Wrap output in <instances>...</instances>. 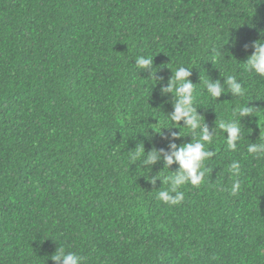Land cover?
Listing matches in <instances>:
<instances>
[{"label": "trees", "instance_id": "obj_1", "mask_svg": "<svg viewBox=\"0 0 264 264\" xmlns=\"http://www.w3.org/2000/svg\"><path fill=\"white\" fill-rule=\"evenodd\" d=\"M261 39L258 0H0V264H56L60 247L84 264H264V158L247 152L264 143V77L243 64ZM138 55L152 67L138 70ZM181 66L216 154L204 184L169 206L156 192L168 185L149 177L179 165L142 166L130 152L194 141L163 129L175 98L162 90ZM228 76L245 94L225 84L211 98L208 80ZM247 104L228 150L217 125Z\"/></svg>", "mask_w": 264, "mask_h": 264}, {"label": "clouds", "instance_id": "obj_2", "mask_svg": "<svg viewBox=\"0 0 264 264\" xmlns=\"http://www.w3.org/2000/svg\"><path fill=\"white\" fill-rule=\"evenodd\" d=\"M264 2V0H258ZM254 50L248 56L245 65V70L259 77H264V39L253 42L251 45ZM153 65V59L144 55L136 57V67L138 70H147ZM173 72L172 78L168 82V87L163 89V94L171 93L174 96V111L168 115L172 122V127H164L163 129L177 128L179 132H172L173 140L185 137L182 130L187 129L195 136L191 143L177 146L175 143L170 145L171 153L158 151L155 148L151 152L146 153L143 142L139 143L134 151H131V159L133 161L140 160L142 166L156 165L161 159L165 164V169H170L173 164H178L179 169L171 175L163 176L159 174L157 177H149V182L155 185L156 180L160 179L163 187L157 192V199L169 206H179L185 200L183 189L190 185L193 188H199L205 182V176L208 169L205 167V162L211 160L216 154L211 151L207 145L213 142L214 137L206 124L201 123L202 116L198 114L197 108L194 106V85L191 82V68L179 67ZM154 76V75H153ZM227 85V93L236 97H241L245 94V89L241 82L235 76H228L225 83L222 85L220 81L208 80L206 83V91L213 99L220 98L226 93L224 85ZM254 107L246 106L239 107L234 110L236 118L229 122H220L217 126L226 134L227 149L236 151L238 144L242 140L241 120L253 115ZM183 122V124H181ZM260 125V121H259ZM261 128V127H260ZM199 132V135H196ZM264 133V128H261V137ZM189 136V135H187ZM199 137L198 139L196 137ZM249 155L257 159L264 158V143H249L247 146ZM143 168V167H142ZM144 169V168H143ZM149 172L151 168L147 169ZM229 172L234 178L229 189L231 195H236L240 189L239 177L241 175V164L239 161H233L229 167ZM56 264H84L86 257L78 255L74 252H66L62 247L51 257Z\"/></svg>", "mask_w": 264, "mask_h": 264}]
</instances>
